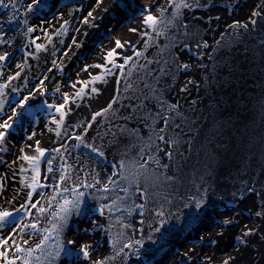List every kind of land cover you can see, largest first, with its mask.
<instances>
[{
    "label": "bare ground",
    "instance_id": "1",
    "mask_svg": "<svg viewBox=\"0 0 264 264\" xmlns=\"http://www.w3.org/2000/svg\"><path fill=\"white\" fill-rule=\"evenodd\" d=\"M118 1L123 0H102L99 5L97 0H89L83 6H69L65 1L57 7V15L50 22L37 18L24 27L22 24L30 22L28 17L33 7L43 3L41 0H5L8 7L0 5V14L6 13V18H11L10 27L4 22L6 18L0 19V56L5 57L0 60V92L3 93L0 95V123L13 125L16 122V128H19L17 134L9 137V131L0 128V132L5 134L0 141V210L16 213L9 223L0 227V241L11 237L9 257L17 258L15 264H24L25 253L16 252V245L28 249L41 239V233L30 227L36 209L28 204L31 190L27 184L37 173L32 170L30 161L21 159L23 156H39L34 151L39 141V147L47 151L41 159L37 180L47 187L37 188L32 201L39 200L41 205L47 206L48 200L56 196L48 213L40 217V226L51 231L53 223L59 224L54 219L57 214L66 215V223L54 233V239L46 242L42 260L36 261L34 257L38 253H33L29 258L31 264H93L97 260L106 261V264H201L205 256H213L219 264L225 254L236 256L235 264H264V218L255 215L257 207H264V0H207L208 8L181 10L179 18L166 34L153 40L142 36L143 32L154 36L143 23L142 10L146 7L156 9L166 0H138L144 6L128 31L119 21V26L113 25L106 30L108 36L100 43L96 33L105 26L115 8H122L123 4L114 6ZM128 1L131 2L124 0ZM168 11L175 14L174 8ZM253 11L260 15L252 17ZM89 12L95 19L88 17ZM153 14H158V10ZM250 17L256 20L254 26L250 24ZM86 18L89 23H84ZM185 21L187 29L180 27ZM235 21L248 23L249 27H227ZM6 29L8 33H4ZM130 29H137V32ZM218 39L221 41L219 45L215 43ZM116 40L131 42V46L116 49L121 56L132 57L135 61L134 64L129 62L123 70L112 68L106 62L111 59L107 52L115 48ZM204 40L208 41L209 47L197 50L195 44ZM88 42L94 43V47L88 49ZM146 42L148 47L145 48ZM183 43H188L191 51L184 49ZM37 45L43 48L38 49ZM76 49L87 54L85 57L82 54L80 59H71L69 53ZM136 51L143 55L136 57ZM198 52L203 54V59ZM209 53L211 59L208 58ZM177 56L179 62L193 67L187 73L177 71L171 86L165 85V95L175 102L178 89L187 79L200 83L199 89L189 85V92L179 93V98L185 108L199 110H190V116L202 113L207 117L200 124L199 131H193L192 152L182 172L178 173L180 180L171 187L150 188L148 202L143 209L135 208L132 203H144L137 195L122 203L120 211L112 214L105 208L101 214L102 205H109L113 198L125 195L118 191H97L113 173L111 165L122 158L126 141L121 137V151L118 152L116 138L109 128L115 130L116 125L124 123L118 118L126 111L121 105L131 102L127 98L138 94V86L142 87L144 81H151L152 76L159 75L157 70L164 59H168L171 67ZM157 60L161 63L157 64ZM115 62L123 63L119 58ZM202 63L209 67H199ZM109 68L112 69L111 75L107 74ZM149 71L151 75H148ZM117 72L119 76L115 75ZM127 72L131 75H125ZM206 73L214 78L211 92L206 91ZM118 79L121 81L119 85L116 83ZM169 79L161 76L160 83L164 84ZM129 82L133 87L125 91L124 87ZM5 84L8 87L4 88ZM92 88L97 92H91ZM81 90L78 97L76 93ZM113 98L117 100L112 106L113 111L97 117L92 127L86 130L85 125L93 114L106 108ZM213 98L225 102L221 111L226 108L231 113L229 116L225 112L224 127L220 132L213 127V118L219 116V112L212 111L215 104L209 107ZM192 99H196L197 104L189 106ZM38 100L43 101V106L38 104ZM22 104L26 105L23 109ZM61 105L63 108L57 111ZM62 115L63 122L59 123ZM76 136H81L82 141L73 138ZM206 137H212L211 148L216 149L215 157L209 158L205 151H201L202 146L209 148ZM85 143L101 148L107 159L96 156L84 147ZM185 155L189 156L188 153ZM47 160H51L52 172L48 171ZM205 164L209 167L205 168ZM21 168L24 171H20ZM173 171L170 167L168 174ZM64 173L72 178L67 181L69 191L57 195L53 187ZM93 178L102 183L94 188L80 186L81 183H92ZM120 184H125V181L120 180ZM74 187L78 192L72 191ZM250 187L260 195L247 192ZM40 193L44 194L43 197ZM237 196L241 199L237 200ZM201 198L207 201V216L211 218H204L203 222L215 224L224 216L232 215L235 209L242 213L240 224L256 226L257 233L246 238L249 241L247 245H239L235 237L239 235L240 225H234L224 229V236L215 247H203L204 242L197 243L201 235H193L182 244L180 237L188 229L196 228V224L186 226L191 222L196 201ZM65 201L69 203L65 204ZM249 209L252 210L251 215ZM160 211L162 216L157 215ZM219 230L214 226L206 234L215 237ZM85 244L89 245V258L80 252ZM125 244L130 247H124ZM234 245L241 251L236 252ZM70 250L72 254L68 255ZM2 251L4 248H0ZM163 253L162 262L158 257ZM0 264L7 262L0 259Z\"/></svg>",
    "mask_w": 264,
    "mask_h": 264
},
{
    "label": "snow or ice",
    "instance_id": "2",
    "mask_svg": "<svg viewBox=\"0 0 264 264\" xmlns=\"http://www.w3.org/2000/svg\"><path fill=\"white\" fill-rule=\"evenodd\" d=\"M102 0H97V5H99ZM163 2V0H162ZM0 5L4 7H8L5 4V0H0ZM210 5L207 3V0H204V3H201V0H166V3H163V6L158 4L156 9L145 8L142 10L143 15V23L148 27L153 35H149V32H143L142 36L148 37V40H153L155 37L164 36L166 31L169 30L173 25L174 21L179 18L181 10L183 9H194V8H208ZM259 7V6H258ZM170 8L175 9V14L169 12ZM31 10V9H29ZM158 10V14H153ZM167 14V15H166ZM260 13L257 11H253L252 17L259 16ZM88 17L95 19L93 17L92 12L88 13ZM211 19V18H209ZM219 19V17H216ZM250 24L255 25L256 20L254 18H249ZM84 23H89V20L86 18ZM181 28L187 29L188 23L187 21L180 24ZM228 28H244L247 29L249 27L248 23H241L240 21H235L232 24L227 26ZM29 31H32L29 28ZM132 32H137V29H130ZM187 35V33H185ZM230 35V33H229ZM217 45L221 43L218 39L215 41ZM175 45V42H173ZM126 46H131V42L125 41L121 42L119 40L115 41V48L107 52V57L111 59H107L106 62L112 65V68L123 70L125 65H128L129 62L133 64L135 61L132 57H124L121 56L116 49H124ZM144 47H148V43L144 44ZM182 47L191 51V47L188 43H183ZM209 43L207 40H204L202 43L197 42L195 44V48L197 50L208 48ZM38 49H42V45H37ZM201 59H203V54L197 53ZM143 53L136 51L135 56L141 57ZM171 56V53H170ZM119 58L123 61L121 64H117L115 61ZM208 58L211 59V53H209ZM5 59L4 56H0V60ZM148 63H152V61H147ZM55 63V62H54ZM157 64H160L161 61L157 60ZM168 59L163 60V64L157 70L159 75L152 76L151 81H144L143 86H138V94L134 93L132 97H128L131 102L127 105H121V107L125 108L126 111L121 114L118 118L123 120L124 123L115 126V130L109 128V132L113 137L116 138V150L118 152L121 151L120 143L121 137H125L126 141L124 142L123 151L121 153L122 158L113 163L111 166L114 169L113 173L109 176L106 183H103L100 188H97L98 192L109 193L118 191L120 193H124V196H117L112 199V203L109 205H102L100 212L103 214L104 209L107 208L109 213L114 214L116 211H120V205L124 203L126 200H132V197L139 196L144 200V203H136L132 201L135 208L143 209L148 202L149 189L159 188L161 185H166L171 187L174 183L180 180V175L178 173L182 172L183 167L186 165L187 160L190 157L193 147V140L195 139V135L193 134L194 129L198 132L200 124L207 119L205 115L202 113L199 115L190 116L188 112L199 111L194 108H185L184 105L181 104L179 93H188L189 85H192L196 89L200 88V83L193 81L192 79H187L183 86L178 89V98L175 102H172L169 98L166 97L165 85L171 86V81L176 79L175 73L179 72H190L192 69V65L189 63L179 62V57L172 60V66H168ZM97 67H100L97 65ZM199 67L207 69L209 66L207 64H200ZM62 70V69H61ZM213 71H216L215 65L213 66ZM107 74L111 75L112 69L109 68ZM115 75L119 76V72L115 73ZM125 75L130 76L131 72L125 73ZM148 75H151V71H149ZM161 76L170 77L169 80H166L164 84L160 83ZM15 79V77H13ZM213 77L209 74H205L204 83L208 85L206 88L207 92H211L213 90ZM154 81V83L152 82ZM117 85L121 83L120 79L116 81ZM41 85H43V81H41ZM4 88L8 87L7 84L3 85ZM75 87V85H73ZM133 84L129 82L125 85L124 90L126 91L129 88H132ZM57 91L59 89L57 88ZM80 92H77L76 95L79 97L81 95ZM119 92V87L117 88ZM91 92H97V89L92 88ZM0 95H3L0 92ZM65 101L68 100V97H64ZM117 100L113 98L107 105L106 108L102 109L93 114L89 123L85 125V129L92 127V122L96 120L97 117L103 116L105 113L109 111H113V104H116ZM224 101H218L215 98L212 99L209 107L212 108V104H215L216 107L212 108V111L219 112L218 117L213 118V127L217 130V132L222 131L224 127L223 117L225 112H228V109L224 108L221 111V107L223 106ZM196 99H192L189 101V106L196 105ZM26 107V105H21V109ZM63 108V105L57 108V111ZM70 111V110H69ZM118 111V109L116 110ZM23 112L21 111L20 115ZM229 116L231 115L228 112ZM63 122V115L59 123ZM10 125L7 123H0V128H8ZM57 136L60 135L59 132L56 133ZM108 133H106L107 135ZM4 133L0 132V141L4 139ZM215 135V134H214ZM74 139L81 140V136L73 137ZM219 139V137H216ZM31 139V137H29ZM209 148L201 147V151H205L209 158L215 157L217 155L216 149L211 148L212 137L205 138ZM223 143V141H221ZM84 147L89 148L91 152L95 153L96 156L101 157L103 159H107L105 157L104 151L99 147H94L90 144L85 143ZM216 147H220V145H216ZM34 151L39 153V156H23L21 159L27 160L31 162L32 170L39 174V165L41 163V159L45 157L46 149H41L39 147V141L36 142V147ZM59 153V149L55 150ZM188 153L189 156L185 154ZM165 161L161 163V161ZM49 164L48 171L52 172L51 160L46 161ZM155 166V167H153ZM205 168H208L209 165L205 164ZM174 169L172 174H168L169 168ZM20 171H24V168H21ZM125 173H128L125 175ZM37 176H33L30 178L31 182L27 184V187L31 190L28 193V204L31 205L32 209H36L34 222L30 225L31 229L35 232L41 233V239L32 247L28 249H24L20 247L18 244L15 247L16 252L25 253L24 264H31L30 257L33 256V253H38L34 259L36 261H41L42 256L45 250L46 242L54 239V233L59 232L64 224L66 223V215L60 216L56 215L54 217L55 220L59 221V224L53 223L52 230L42 228L40 226V217L42 215H46L48 213V209L51 208L53 201L56 199V196H52L48 200L47 206L41 205L40 201L37 200L35 202L32 201V195L36 192L37 188H44L47 185L40 183L37 180ZM72 179L70 175L67 173L61 174L58 177L56 185L53 187V192L57 193V195H62L63 192H68L69 188L67 187V181ZM79 179V177H77ZM120 180H124L125 184H120ZM102 182L99 179L93 178L92 183L84 184L81 183V187H90L94 188L96 185L101 184ZM111 185L112 187H109ZM2 187V185H0ZM72 191L78 192L77 188H73ZM249 193H254L255 195H260L256 192L255 188L246 189ZM43 197V193L39 194ZM108 198V197H105ZM237 200H240L241 197L237 196ZM69 203L65 201V204ZM207 201L201 198L196 201V207L194 208V214L191 217V222L186 227H191L193 224L203 223L204 218L211 219L207 216L208 209L206 207ZM39 205V207H38ZM22 207H27V205H22ZM61 209L67 213V209L61 205ZM249 215L252 214V210L249 209ZM143 215V212L140 213ZM16 215V213L8 210H0V227L9 223L10 220ZM31 215V213H29ZM157 215H163V212H157ZM242 213L237 212L233 209L232 215H227L221 218L218 222H214L216 226L220 229L216 232L215 237L208 235H201L197 243L205 242L209 247H215L220 243V238L224 236V229L232 227L234 225H240L239 235L235 237L236 242L239 245H247L249 243L246 240L247 237L253 236L257 233L256 226L249 227L248 224H240L239 217ZM255 215L257 217L264 218V207H257L255 211ZM85 231H89L85 229ZM11 237H7L0 241V248H4V251L0 252V259L7 262V264H15V260L17 258L9 257V249L11 247L9 241ZM25 244L28 243L27 240L24 241ZM69 243H74L69 241ZM8 246V247H5ZM124 247H130V245L125 244ZM236 252H240L241 249L236 245L233 246ZM89 245L85 244L80 248V252L83 254L85 258L90 257L89 253ZM191 251V250H190ZM68 255L72 254L70 250ZM48 256H52V253H48ZM187 255V254H186ZM237 257L231 254H225V258L219 261V264H235ZM205 261L208 264H216V261L213 256H205L204 260L201 261V264H205ZM93 264H106V261H93Z\"/></svg>",
    "mask_w": 264,
    "mask_h": 264
},
{
    "label": "rangeland",
    "instance_id": "3",
    "mask_svg": "<svg viewBox=\"0 0 264 264\" xmlns=\"http://www.w3.org/2000/svg\"><path fill=\"white\" fill-rule=\"evenodd\" d=\"M41 1L43 2L42 4H38L35 7H33V10L31 11V14L28 17V18H30V22H28L25 25H30L31 20H36L39 16H44V17L39 18V19H41L40 21L50 22L57 15V13H56L57 7H59L60 5H62L65 1L67 2V4L69 6H72V5H75V4H79L81 6L83 4V2H86L87 0H41ZM123 2H124V0L122 2L121 1H118V3L117 2L115 3V5H114L115 7L117 5H122L123 4L122 8H120V9L115 8L114 9V12L105 21L106 22L105 26L102 27L101 29H99L97 31L96 35L98 36L97 37L98 38L97 39L98 42H100V43L101 42H104L105 41V38L108 36L106 30L109 27H112L113 25H116V26L118 25L119 26V21L121 22V24H124L125 25V28L124 29L127 32L128 31V28L131 26V24L133 23L134 19L136 18V15H138L139 13H141V7L144 6L142 3H139L138 0H131V2L128 1V2H124V3ZM38 8H39V10H38ZM59 11H61V10L59 9ZM6 16H7L6 13H1L0 14V19H5ZM10 19L11 18L9 17V18H6L4 20V22L9 27L11 25L10 24ZM79 22H81V21H79ZM124 25H122V27ZM5 31H4V33H8L7 29ZM86 38H87V36H86ZM101 38H102V40H101ZM54 42L57 44V41L56 40ZM65 43H67V42H65ZM49 47H50V45H49ZM93 47H94V43L88 42L87 48L88 49H91ZM98 47H99V44H98L97 48ZM82 54L85 57V55L87 53H86V51L83 52V50L79 51V50L76 49L73 52H70L69 53V56H71V59H74V58L80 59L81 56H82ZM214 226H216V224H213V222L212 223H210V222L197 223L195 225L196 228H190V229H188L187 232H185L180 237L181 243L184 242V241L185 242L188 241L189 238L193 237V235L194 236L197 235L198 237H200V235H202V234L203 235H207L206 233L211 232L213 230V227ZM155 243H158V242L155 240ZM175 244L177 245L178 242H176ZM182 244H185V243H182ZM204 245H207V244L204 242L203 247H204ZM158 258H159L160 261L163 262L164 253L162 255H160Z\"/></svg>",
    "mask_w": 264,
    "mask_h": 264
}]
</instances>
